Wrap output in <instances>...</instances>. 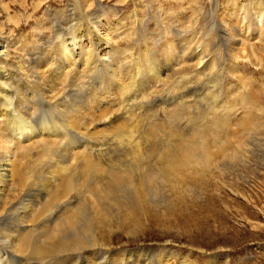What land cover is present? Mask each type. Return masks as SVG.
I'll return each instance as SVG.
<instances>
[{
	"label": "bare ground",
	"instance_id": "bare-ground-1",
	"mask_svg": "<svg viewBox=\"0 0 264 264\" xmlns=\"http://www.w3.org/2000/svg\"><path fill=\"white\" fill-rule=\"evenodd\" d=\"M208 2V7L198 6L189 20L176 19L167 28L159 11L151 9L147 12L155 25L147 29L140 25L136 2L122 14L101 0H0V16H4L0 20V264L107 263L111 245L97 235L102 213L123 215L140 203L153 211L162 208L166 200L159 199L160 193L166 197L168 189H178L183 174L211 165L201 126L171 139V132L164 133L162 123L154 119L160 117V107L170 123L193 108L197 114L204 109L222 112L227 107L224 102L215 103L225 97L221 93L224 73L243 85L237 60L248 62L244 50L264 41L262 2L253 5L246 0L237 9V0H228L220 6L224 13L220 22L214 17L218 0ZM41 4L47 6L37 12ZM198 13L206 25L196 21ZM190 23L203 33L190 27L195 36L182 41L183 28ZM135 24L140 33L128 42L123 35L132 32ZM3 25L11 26L7 33ZM19 26L29 32L17 35ZM254 59L257 62L252 64H260L258 57ZM184 68L199 77L195 87L185 84L179 99L171 100L167 92L152 103L145 101L150 94L160 93L170 73ZM140 100L151 103L152 115L143 118V113L128 112L131 118H124V111ZM242 103L246 109L252 106L249 99ZM100 123H106L105 129L93 134L113 137L103 145L85 138L89 128ZM210 127L213 145L222 128L216 122ZM118 152L121 155L116 157ZM30 156L34 157L27 159ZM47 156L50 163L43 169L36 163L47 161ZM72 192L77 195L75 203L69 200ZM45 218L48 225L36 229ZM99 249L105 253L102 257L94 253ZM114 253L112 260L117 263L126 252ZM127 255L143 257L138 251ZM158 259L151 264L159 263Z\"/></svg>",
	"mask_w": 264,
	"mask_h": 264
},
{
	"label": "rangeland",
	"instance_id": "rangeland-1",
	"mask_svg": "<svg viewBox=\"0 0 264 264\" xmlns=\"http://www.w3.org/2000/svg\"><path fill=\"white\" fill-rule=\"evenodd\" d=\"M134 1L141 10L140 25L143 28L147 27V29H151L155 25L152 16L147 12L151 11V9L152 11H159L163 27L167 28L168 24L176 23V19L183 22L186 19L189 20L197 11L198 6L201 8L209 6V0H101L104 5H109L114 10L118 9L122 14L130 12L134 8ZM227 1L218 0L217 11L219 13L216 11V16H214L218 22L221 21L224 14L220 6L225 5ZM251 1L253 5L261 2L264 5V0ZM67 2L65 1V4ZM245 3L246 0H237V6L235 7L238 9L240 5L243 6ZM43 4L38 8L37 12H42L45 9L47 4L42 6ZM11 5L10 8L12 7ZM52 6L56 7L54 4ZM0 18H2L0 19L1 21L4 20V16H0ZM196 21L200 25L207 24L204 18L200 16ZM126 22H129V19ZM10 27V25H3L2 30L6 32ZM190 27L195 29L197 25L186 24L183 28L186 32L182 33L184 36L179 39L187 41V39L195 36ZM127 29L128 27L124 28L123 31ZM134 29L132 32L126 31L123 35L128 42L140 33L138 24ZM195 30L197 33H203L199 29ZM16 32L17 35L21 34L22 36V33L26 34L29 32V28L19 26ZM192 33L194 34L192 35ZM36 36L38 38V34ZM118 42L123 46L126 45L122 41ZM138 50L139 48L134 50L135 52L133 51V53H137L136 51ZM244 51V55L251 62L249 60L248 62L237 60V70L243 80V85L240 84V79L232 80L228 78L227 73H224V78L221 80V82L223 81L221 93L225 97L222 100H217L216 103L214 102L218 105L224 102L227 107L223 111L227 112V114L223 111H219L218 114L217 112L212 114L207 109L208 112L204 109V114L203 112L197 114V111L193 108L184 110L185 112L182 111L179 121L172 119L173 121L170 123L166 117L165 120L164 115L162 116L161 109L162 111L164 110L160 107L158 115L160 117H155L154 119L162 123L164 133L171 132V139L175 138V135L185 137V135L194 131L196 125L201 126V129H203L202 133L209 143V154L212 163L207 167L208 169H203L205 173L200 172L203 170L198 171L202 169L199 168L197 170L198 174L196 171L190 174H183L184 177L180 180L182 185L178 183V189L171 190L173 192L168 189V192L165 193L166 197H164L163 193H160L159 199L163 200L164 198L166 201L162 204L164 207L161 208L159 206L156 208L158 210L154 209L155 211H153L151 207H147L146 203H140V207L134 208L132 212H127L123 215L106 216L102 213L100 218L102 227L98 230L97 235L101 242L111 245L109 246L111 253L106 252L108 253V261L107 263L100 261V264H131L132 262V264H135L136 261L137 264H151L156 258H159V263L156 262V264H264V41L262 43L255 42L254 47H248ZM238 56H241V54H238ZM255 57L259 58L260 64H252L257 62L254 59ZM131 59L129 58L130 61ZM132 64L133 62L130 65L128 64V66L132 68ZM198 78L191 69L175 70L174 73L168 75L165 80L166 83L158 89L160 93L154 92L150 94L148 100L145 101L152 103L160 95L162 96V94L167 92L170 94L171 100L182 98V94H179L182 88L187 84L195 87V82ZM161 91L163 92L161 93ZM238 94L239 98L235 99ZM177 95L180 97L178 98ZM240 95H243L245 99L242 100ZM248 99L252 105H250L251 108L248 106L250 109H246V106L244 107L242 103V101L245 100L246 102ZM140 101H136V104L132 105L134 108L129 107L130 111H124V113H127L124 118L128 119L127 117H130L128 112H131V114L137 113V115L143 113V118H149L152 115L154 107L151 106V103L145 104L143 100ZM176 102L177 100L172 101L171 105ZM131 108H133V112ZM119 113L118 111L113 116L117 118L120 115ZM114 117L112 120L115 119ZM164 120L168 122L167 125ZM215 122L222 129L217 133L218 141H215L216 143L212 145V127L210 126ZM104 124L106 123L93 124L87 131L85 138L96 144H107L105 142H108L113 137L93 134L95 131L105 129ZM146 126L148 127V123H146ZM160 133L164 134L163 132ZM158 139L159 143H161L162 138ZM246 146L249 148H246ZM217 150H223V152L218 151L216 153ZM33 153L36 155L39 151H33ZM33 153L27 156L33 155ZM232 154L235 157H230ZM120 155L121 153L118 152L116 157ZM32 157L34 156H30L27 159L31 160ZM49 158L47 156V161L44 160V162H37L36 164L43 165V169L48 168ZM121 160L128 163L126 158H121ZM207 170L208 172L211 170V172L207 174ZM194 174L199 176V178L195 177ZM177 190L181 193L179 192V194ZM43 194L45 195V193ZM69 200L75 203L77 195L72 192ZM147 209L148 211H146ZM144 211L146 212L144 213ZM137 217L139 218L137 219ZM47 220L45 218L41 223L35 225V228L41 227L42 223L44 226L48 225L49 220ZM44 221L47 222L45 223ZM136 251L143 254L140 260H137V257H129L127 255V253H135ZM114 252L126 253L124 258L116 263L113 261L114 257H116L113 256ZM94 253L99 254V257L105 254L101 250ZM144 255H146V259ZM151 255H154L153 258ZM56 260L58 259H55V262H57ZM18 263L27 264L15 262V264ZM28 264L33 263L30 262Z\"/></svg>",
	"mask_w": 264,
	"mask_h": 264
}]
</instances>
